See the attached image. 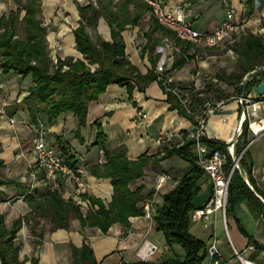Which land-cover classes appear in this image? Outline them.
<instances>
[{
	"label": "crops",
	"instance_id": "0c3cea01",
	"mask_svg": "<svg viewBox=\"0 0 264 264\" xmlns=\"http://www.w3.org/2000/svg\"><path fill=\"white\" fill-rule=\"evenodd\" d=\"M16 3V0H14ZM42 10L47 15L45 25L48 27L47 39L55 60L66 56L79 57L76 47L75 28L80 24L78 3H88L89 0H41ZM167 9L181 12L184 19L192 27L211 31L217 27L226 16L227 2L237 10V18L244 21L247 35L249 32L264 37V0H161ZM3 0H0V15L5 11ZM180 7L179 10L177 7ZM13 8V7H12ZM11 8V9H12ZM154 28L152 13L145 12L138 24L129 25L123 30L126 42V52L141 74H146L152 67V57L159 54L156 70L165 72L175 85L184 88L190 95L191 102L200 108L205 101H226L225 107L211 114L208 118L205 134L227 143L235 135V127L240 113L238 95L245 92L250 96H259L258 85L264 82V65L249 71H243L241 61L234 45L241 39L224 47L207 45H191L188 58L178 67H173L179 51H174L161 44L154 49L147 46V33ZM93 37L97 33L105 39H111V28L105 17L99 18L97 27L90 26ZM155 31L153 36H160ZM242 35V36H243ZM59 39L63 48L56 49L55 41ZM184 42V41H183ZM182 42V44H183ZM185 42V46H186ZM234 44V45H233ZM59 51L56 54V52ZM56 54V55H55ZM246 75H256L257 82L247 88L244 82ZM222 76V77H218ZM131 92L127 85L111 83L98 98L89 103L85 124H80L73 111H64L56 121L47 128V140L63 153L62 144L76 160L78 173L86 185L85 191L78 190V184L68 176L61 179L62 193L65 199L72 198L82 204V208L91 206L84 193L104 199L112 198L113 184L109 177L93 174L89 165L97 163L101 143L97 142L98 126L101 125L107 136L111 149L124 146L130 158H137L143 153L159 155L166 145H180L188 139L187 132L193 130L196 124L172 107L168 94L161 83L155 79L148 82L144 89H139L133 81ZM34 85L31 74H15L13 71L3 72L0 68V159L4 166L2 174L16 178V184L0 186V212L5 216V222L11 226L13 220L20 215H27L16 234L15 241L20 245V259H27L26 264H32L31 258L38 259V264H59L72 262V247H80L84 241L89 243L96 258L103 264H133L139 260L159 263L169 258L186 256L185 249L179 243L168 244L163 231L157 229L154 216L144 214L130 216V225L121 222L113 223L104 233L97 227L82 228L78 219L72 217L70 227L50 229V225L39 229L33 219L39 216L30 214L28 193L38 197L47 190V178L42 169L33 168L31 164V145L35 125L29 121L28 113L20 104L27 95L30 86ZM246 88L244 89V87ZM5 108L6 112L2 109ZM139 110L149 115L147 124L138 119ZM264 121V111L259 112ZM11 117L15 119L12 124ZM173 135L166 141H159V136L165 131ZM60 136V138H58ZM243 138V137H242ZM248 144V159L252 163V175L257 187L264 194V135L255 138L252 131L246 133ZM105 151V149H104ZM64 154V153H63ZM106 155V153H105ZM178 156L179 158H177ZM177 158V159H176ZM179 155H171L161 161L160 165H147L145 174L130 183L131 188L144 185L145 193L153 191L149 200L152 207L161 204L163 193L173 188L179 178L187 171L189 165L184 163ZM243 176L248 177L243 171ZM160 173H170L172 179L160 191L155 188L156 177ZM249 179V178H248ZM200 190L193 199L194 207L202 205L212 190V181L203 172L198 179ZM252 186V184H250ZM253 187V186H252ZM260 197L261 194L257 192ZM260 199L264 203V196ZM252 209L247 201L238 202L224 220L221 210L209 216L208 226L202 220H192L191 232L210 244L214 234L219 239L221 262L219 264H243L236 251L247 258L254 259L257 264H264V206L256 204ZM257 212L259 215L257 216ZM244 226L247 232L242 231ZM39 233V235H38ZM40 236V237H39ZM255 239L259 246L251 242ZM35 238L40 240L35 241ZM36 243V244H35ZM155 245L151 253L147 248ZM253 245V248H250ZM1 264V260H0ZM204 264V263H202Z\"/></svg>",
	"mask_w": 264,
	"mask_h": 264
},
{
	"label": "trees",
	"instance_id": "16d2710c",
	"mask_svg": "<svg viewBox=\"0 0 264 264\" xmlns=\"http://www.w3.org/2000/svg\"><path fill=\"white\" fill-rule=\"evenodd\" d=\"M16 8L8 13L0 15V68L3 72L13 71L15 74H31L34 85L30 86L28 93L23 97L20 104L28 113L29 121L34 125L41 123L48 128L64 111H73L80 124H85L89 103L98 98L99 94L106 90L111 83L127 85L129 92L134 84L139 89H144L151 80L157 79L168 94V99L179 112L198 123L196 112L198 109L193 101L189 109L184 106L176 93L168 90L163 81L158 79L159 72L156 70L159 54L152 57V67L146 74H141L136 65L131 61L126 52V42L123 30L129 25L138 24L145 12L152 11V6L146 0H89L88 3L79 2L80 24L75 28L76 47L80 56L76 59L66 56L58 57L55 63L51 54L47 39L48 27L44 24L40 13L42 12L41 0H16ZM22 11L24 14L21 16ZM103 16L111 28V39H105L97 33L92 36L89 27H97L99 18ZM154 28L148 37L147 46L154 49L161 44L162 35L176 36L175 32L162 25L152 15ZM23 21L24 36H20L18 26ZM155 31L160 36H153ZM181 44L179 56L173 67L180 66L188 58V49L193 45L190 41L178 40ZM184 41V42H183ZM183 42V44H182ZM185 42L188 43L185 46ZM234 45V44H233ZM239 54L243 71H249L257 66L264 65V37L254 33L241 36L234 45ZM64 65L68 68L64 69ZM165 75L166 73L163 72ZM222 77V76H218ZM256 75L247 83V88L257 82ZM248 123L239 137L235 149L239 154L248 144L246 133ZM243 137V138H242ZM60 138V136H58ZM203 141L211 149L221 148L228 150V143L215 138L205 136ZM97 142L101 143L106 153V162L89 165L90 171L102 177H109L113 184V194L109 201L94 195L84 193L91 206L85 211L81 203L74 199H65L60 188H51L38 197L27 196L31 207L30 214L37 213L49 219L50 229L69 228L72 217L78 219L82 228L97 227L106 233L115 222L130 225V216L144 214V204L152 198L153 191L145 193L144 185L131 188L130 183L145 174L147 165H160L161 161L171 155H179L184 158L189 167L179 178L178 183L170 190L163 193L162 203L156 204L154 218L157 229L163 231L168 244L179 243L186 251L184 259L169 258L159 263L148 260H139L133 264H202L207 257L208 245L206 241L191 230V214L197 208L193 205V199L198 194L200 186L198 179L203 169L197 162V157L192 150L194 139L188 138L180 145H166L163 153L149 155L143 153L137 158H130L124 146L111 149L107 143V136L101 125L98 126ZM65 161L72 167H76V160L68 155L62 144ZM4 160L0 159V168L4 166ZM233 165L232 157L227 159V167ZM241 169L235 168L229 183V194L226 215L232 213L234 206L241 201H247L252 209L257 205L264 206L257 192L264 196L257 187L252 175V163L248 159V148L240 159ZM243 171L248 175L252 186L243 176ZM16 184V178L6 177L0 171V186ZM264 216V211L262 212ZM259 212H257V216ZM28 217L20 215L13 220L11 226L5 222V216L0 212V260L1 264H26L27 259H20V245L15 241L16 234ZM34 224L37 220L33 219ZM36 221V222H35ZM242 231L249 234L244 226ZM250 235V234H249ZM251 242L259 246L255 239L250 236ZM72 247V262L70 264H103L94 253L92 246L84 241L78 247ZM32 264H38V259L31 258ZM66 264V263H59Z\"/></svg>",
	"mask_w": 264,
	"mask_h": 264
},
{
	"label": "built area",
	"instance_id": "2783aa9c",
	"mask_svg": "<svg viewBox=\"0 0 264 264\" xmlns=\"http://www.w3.org/2000/svg\"><path fill=\"white\" fill-rule=\"evenodd\" d=\"M93 1L96 3V0ZM146 1L152 6L151 13L158 22L175 32L176 36L167 35L163 38V45L174 51H180L181 49V44L178 41L179 39L190 41L195 46L207 45L210 47H224L234 43L246 32L244 21L237 18V10L230 4L228 5V2L226 16L222 22L211 31H202L192 27L190 22L184 19L181 12L167 9L161 0ZM177 8L179 10L181 9L179 6ZM54 47L56 49H61L63 48V44L57 40L55 41ZM76 58L77 57H74V59ZM67 67L68 65H64V68ZM158 77V79L163 81L165 87L176 93L184 106L189 109L191 99L188 91L175 85L172 79L165 76L162 71L159 72ZM251 78L252 75H246L244 82L248 83ZM245 88L246 86L244 89ZM237 98L241 105L240 113L235 127V135L231 137L228 142V150L225 151L221 148L211 149V147L203 141V138L206 136L205 129L209 116L225 107L226 101L224 100L219 102L205 101L196 112V118L198 119L196 127L187 132V137L194 139L192 150L197 157L198 164L203 169V172L208 174L212 181V190L208 199L202 205L195 208L191 214L192 220H202L205 226H208L207 219L209 216L215 214L219 210L222 211L224 220L226 221L230 179L236 167L241 169L240 159L247 148L244 147L239 154L235 149V145L243 132L244 124L248 123V129L254 133L255 138L264 135V121L259 114L261 110L264 111V92L255 97L243 92L239 94ZM2 111L6 112L5 108H3ZM138 119L140 123L147 124L149 115L146 111L139 110ZM10 122L13 124L15 119L11 117ZM172 135V131H165L159 136L158 140L161 142L166 141L171 138ZM229 155L233 160V165L231 167L226 166ZM31 157L32 159L30 162L32 166L35 167V170L39 168L42 169L47 178L48 185H50L51 188H60L62 177L68 176L78 184L77 187L79 191L86 190V185L82 176L78 173L77 168L68 164L65 161L64 154L48 142L47 128L42 123L40 125H35L34 128ZM106 160L105 151L101 149L98 162L104 163ZM170 179H172L170 173L158 174L156 177V190L160 191ZM246 180L251 184L248 177ZM260 197L263 198L261 195ZM144 215L146 217H153L154 208L152 207L151 201L145 202ZM253 247V245H250V248ZM155 248V245H151L147 248L144 247V250L148 254L153 252ZM236 253L243 264H257L254 259L247 258L238 251H236ZM207 257H209L207 264H219L222 260L219 239L216 234H214L208 245Z\"/></svg>",
	"mask_w": 264,
	"mask_h": 264
},
{
	"label": "rangeland",
	"instance_id": "374dc122",
	"mask_svg": "<svg viewBox=\"0 0 264 264\" xmlns=\"http://www.w3.org/2000/svg\"><path fill=\"white\" fill-rule=\"evenodd\" d=\"M83 1V0H82ZM83 2H85V1H83ZM1 4H3V7H4V9H5V11L6 12H8L12 7L13 8H16L17 7V5H18V3L16 2L15 3V1L14 0H3V2L1 3ZM24 14V11H22V13H21V16ZM40 15V17L42 18V20H43V22H44V24L46 23V18H47V15L45 14V10L43 9L42 10V12L39 14ZM47 24V23H46ZM48 27H49V25H48ZM18 28H19V30H18V32H19V34H20V36H24V26H23V21H21L20 22V24H19V26H18ZM57 40H59V39H57ZM60 41V40H59ZM61 43H62V41H60ZM63 44V43H62ZM49 47H50V44H49ZM51 49V48H50ZM51 51V54H52V50H50ZM59 51H57L56 52V54L58 53ZM58 54H60V53H58ZM53 56V55H52ZM75 57V56H74ZM54 58V57H53ZM54 61H55V63L57 62V60H55L54 59ZM68 68V67H67ZM64 69H66V68H64ZM211 101H213V99H211ZM30 152H31V149H30ZM177 158H179L178 156H176ZM176 158V159H177ZM183 161H184V163H186L187 165H189V163L184 159V158H181ZM33 168H35V167H33ZM177 184V183H176ZM85 211L87 210V207H84L83 208ZM35 220H37V227L39 228V229H43L44 228V226H46V227H48L49 225H50V222H49V219L48 218H46V217H44V216H41V217H37V219H35ZM209 221V218L207 219V222ZM36 222V221H35ZM47 223L49 224L48 226H47ZM50 227V226H49ZM38 235H39V233H38ZM40 237V236H39ZM40 239L39 238H35V241H36V243H37V241H39ZM35 243V244H36ZM208 261H209V257H206L205 259H204V261H203V263L204 264H207L208 263Z\"/></svg>",
	"mask_w": 264,
	"mask_h": 264
},
{
	"label": "water",
	"instance_id": "95a60500",
	"mask_svg": "<svg viewBox=\"0 0 264 264\" xmlns=\"http://www.w3.org/2000/svg\"><path fill=\"white\" fill-rule=\"evenodd\" d=\"M258 90H259L260 93H263L264 92V82L259 83ZM244 178L246 179L245 176H244Z\"/></svg>",
	"mask_w": 264,
	"mask_h": 264
}]
</instances>
